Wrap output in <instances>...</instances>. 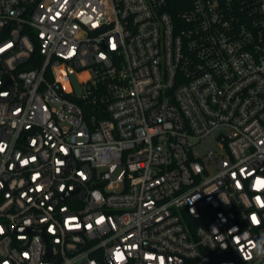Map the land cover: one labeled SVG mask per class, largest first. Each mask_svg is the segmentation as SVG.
<instances>
[{
	"label": "built area",
	"instance_id": "1",
	"mask_svg": "<svg viewBox=\"0 0 264 264\" xmlns=\"http://www.w3.org/2000/svg\"><path fill=\"white\" fill-rule=\"evenodd\" d=\"M253 244L264 0H0V264H264Z\"/></svg>",
	"mask_w": 264,
	"mask_h": 264
},
{
	"label": "clouds",
	"instance_id": "2",
	"mask_svg": "<svg viewBox=\"0 0 264 264\" xmlns=\"http://www.w3.org/2000/svg\"><path fill=\"white\" fill-rule=\"evenodd\" d=\"M252 248L256 250L257 255H264V249H260L259 251L257 250V244H253Z\"/></svg>",
	"mask_w": 264,
	"mask_h": 264
},
{
	"label": "water",
	"instance_id": "3",
	"mask_svg": "<svg viewBox=\"0 0 264 264\" xmlns=\"http://www.w3.org/2000/svg\"><path fill=\"white\" fill-rule=\"evenodd\" d=\"M28 69H32V67L30 66V67H28Z\"/></svg>",
	"mask_w": 264,
	"mask_h": 264
},
{
	"label": "rangeland",
	"instance_id": "4",
	"mask_svg": "<svg viewBox=\"0 0 264 264\" xmlns=\"http://www.w3.org/2000/svg\"><path fill=\"white\" fill-rule=\"evenodd\" d=\"M73 79H74V78H73ZM74 80H75V79H74ZM74 80H73V81H74Z\"/></svg>",
	"mask_w": 264,
	"mask_h": 264
},
{
	"label": "snow or ice",
	"instance_id": "5",
	"mask_svg": "<svg viewBox=\"0 0 264 264\" xmlns=\"http://www.w3.org/2000/svg\"><path fill=\"white\" fill-rule=\"evenodd\" d=\"M255 220V218H253Z\"/></svg>",
	"mask_w": 264,
	"mask_h": 264
}]
</instances>
